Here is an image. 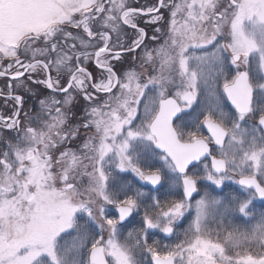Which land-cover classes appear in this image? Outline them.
I'll return each instance as SVG.
<instances>
[{
	"label": "snow or ice",
	"instance_id": "snow-or-ice-1",
	"mask_svg": "<svg viewBox=\"0 0 264 264\" xmlns=\"http://www.w3.org/2000/svg\"><path fill=\"white\" fill-rule=\"evenodd\" d=\"M164 10L167 39L148 50L137 17L156 24ZM122 26L135 33L127 46ZM138 49L147 74L119 75L112 61ZM3 60L0 77L9 82L0 95L13 110L0 115V264H143L137 255L145 252L151 264H264V212L248 232L222 236L206 228L221 208L247 223L255 219L254 198L264 199V0H157L152 7L126 0H0ZM92 60L99 79L87 66ZM65 70L66 86L60 83ZM29 82L65 96L41 99L34 116L23 113L16 89L31 90ZM70 89L95 105L81 125L95 134L74 148L67 146L79 135L67 126ZM148 158L160 166L146 173L140 161ZM200 164L202 178L218 187L239 176L235 182L247 197L220 200L206 192L193 204ZM128 170L152 186L149 192L167 183L169 190L182 187V198L164 208L145 192L128 195L120 176ZM142 206L139 233L121 240L118 226ZM193 208L183 241L149 244V230L171 235Z\"/></svg>",
	"mask_w": 264,
	"mask_h": 264
},
{
	"label": "flooded vegetation",
	"instance_id": "flooded-vegetation-1",
	"mask_svg": "<svg viewBox=\"0 0 264 264\" xmlns=\"http://www.w3.org/2000/svg\"><path fill=\"white\" fill-rule=\"evenodd\" d=\"M157 0H127V3L133 7H152L155 5ZM151 19V17H137V22L139 23L140 27H143L145 31L147 32V39L145 40V43L148 45V50L157 48L161 43H163L164 39H167V36L165 33L167 32V24L170 20V13L167 10H164V18L160 21H158L156 24L149 23L148 21ZM162 27V31L157 33L155 29L157 27ZM75 31V30H73ZM153 35H157L160 37V39L153 41L151 37ZM135 33L134 30L131 28H128L127 26H122V30L120 33V41L124 45H128L131 43L130 38H134ZM113 37L115 38V34H113ZM90 51V50H89ZM126 57V58H125ZM125 58V59H124ZM144 51L143 50H137L135 53H124L122 55L121 60L119 61H112V64L117 71L119 75L122 76V74L125 71H129L132 69H135L138 73H141V75H146L147 73L144 72V69L141 68V64L144 62ZM87 66L89 68V71L93 72V75L98 79V75H100V70L95 68V61H88ZM145 67H148V65H145ZM150 71V69H149ZM63 78L61 80L67 79V71L61 74ZM34 84H31L30 86L36 90H39V86H34ZM66 86V81L63 84ZM40 87L45 88L43 85H40ZM46 89V88H45ZM25 90H21L22 96L24 97V104H23V113H29L31 116H34L36 113L41 111L39 101L41 99L45 100H51V99H57L62 100L65 96L64 93H54L51 90H46L42 97L32 98L31 101H29L28 97L25 95ZM70 93L73 97L71 104L66 105V109L68 110V124L67 126L69 128L79 129V135L74 143H71L67 145L68 147H76L80 144H82V138L86 137V134L90 132L91 134H95V128L93 127L90 130H86L81 127V125L85 121V117L88 111H90V108L92 106H95L94 104H91L89 101H86L83 98L82 94H77L75 91L70 89ZM152 94V93H150ZM104 94H100V96H103ZM53 96V97H52ZM225 111H229L231 109V106L228 104V102L225 100L223 102ZM22 113V119L26 118L23 116ZM202 119V117H201ZM205 134L206 133H203ZM90 135V136H93ZM58 155V152H57ZM204 163H207L209 166L211 164V159L204 161ZM140 166L143 171L146 173L149 171H154L156 167H159L160 164L153 165L151 163V158L148 159H141ZM200 168V176L201 179H198L197 182V189L198 192L193 194L192 203L195 204L196 200H199L204 194L207 192L209 197H215L220 200H224L225 197L233 196V197H239L240 199H245L248 195L246 191L240 188V186L235 182L239 179V176L234 175L231 180H225L224 185L221 187L212 185L210 181H207L203 179L204 176L203 172V164L199 165ZM115 175V173H113ZM120 176L122 177L123 181L127 184V186L130 188V191H128V195H135V192L137 190L145 192L151 196L156 197L159 199L160 204L162 207L167 208L169 204L171 203V200H179L182 198V187H172L171 190H169V185L166 183L165 187L160 188L159 191L152 189L151 192H149V189L152 187L151 185L146 184V182L141 181L135 173H132L130 170L128 172L120 173ZM243 193V195H241ZM144 199V198H142ZM150 204L151 201H148ZM111 206V205H108ZM225 206L230 207L227 205V202L225 201ZM252 209L251 215L255 217V219H249L245 218L249 222L245 223L241 220L236 219L237 216H239V213L232 211V212H226L225 209L221 208L219 211L213 216L210 215L208 220L206 221V228L210 230L212 233L219 232L222 236L226 235L228 231L239 230L240 232H248L252 228H254L257 223L260 220L261 213L264 208V199L260 198L258 195L254 198L252 205L250 206ZM113 211L115 213L116 218H118V213L115 211V206H113ZM141 212L145 211V208L142 206L140 208ZM135 213H133V216L126 220L125 227L130 225V222L132 221ZM185 217L187 219L181 218L176 222V224L173 226L174 231L171 235H165L161 233L159 230H154V233H151L152 237L150 240H148L149 244H152L153 239L157 240L159 242V245L161 248H163L165 245L169 247H174L177 243H180L185 239V233L188 230L189 224L191 223V220L195 217V209H190L185 212ZM142 219V218H141ZM127 237V234L120 232V239L123 240ZM147 257L149 258V262L151 264V257L149 254H147Z\"/></svg>",
	"mask_w": 264,
	"mask_h": 264
},
{
	"label": "rangeland",
	"instance_id": "rangeland-1",
	"mask_svg": "<svg viewBox=\"0 0 264 264\" xmlns=\"http://www.w3.org/2000/svg\"><path fill=\"white\" fill-rule=\"evenodd\" d=\"M126 2H127V0H126ZM90 51H93L94 49H89ZM197 54H199V53H197ZM126 58V57H125ZM124 58V59H125ZM8 63V61L7 60H3V61H0V65H4V64H7ZM65 72H66V70H65ZM126 72V71H125ZM34 76H35V78H37V79H40V78H43L42 77V75H40V76H37L36 74H33ZM52 75H53V77L54 78H56V72L53 70V72H52ZM122 76H123V74H122ZM100 78V75H98V79ZM65 81H66V79H64L63 81L62 80H60V83H61V85H63L64 83H65ZM8 82L9 81H7L6 79H4L3 77H0V92L1 93H6V91H7V88H6V85L8 84ZM29 84L31 85L32 83L31 82H29ZM34 86H40V85H36V84H34L33 85V87ZM30 89L32 90L33 88L30 86ZM31 90H28V89H26V91H25V94L26 95H29V91H31ZM34 91H37L36 89H35V87H34ZM53 97V96H52ZM0 105H1V100H0ZM12 105H13V102L11 101L10 103H8L6 106H7V108H8V110L5 112V113H3L2 112V110H0V114L1 115H6V116H8V115H10L11 114V112H12V110H13V108H12ZM5 135H6V133H5ZM90 135H93V134H91L90 132H88L87 134H86V137H88V136H90ZM151 163L153 164V165H156V164H160V162L158 161V160H156V159H151ZM128 172V171H127ZM174 201H176V200H174ZM174 201H172L171 200V203L172 202H174ZM113 206L114 205H111V206H107V209L110 211V214H111V216H112V218H116V216H115V213H114V211H113ZM262 212H264V208H263V211ZM143 214H144V212H141V211H138L137 213H135V215H134V217H133V219H132V221L130 222V225L129 226H127V228H120L119 226H118V228H119V231L121 232V233H126V234H128V232H133L134 234H136V233H139V231H140V229H141V227H142V224H141V218L143 217ZM233 228V230L232 231H234V228L235 227H232ZM150 232H152V233H154V230H150ZM149 232V237H148V240H150L152 237H150V236H152L151 235V233ZM104 236H105V239L107 238V236H108V233H107V231H105L104 232ZM154 240V239H153ZM159 247H161L160 245H158ZM137 259H142L143 260V264H150V262H149V258L147 257V255L145 254V253H143V254H138L137 255Z\"/></svg>",
	"mask_w": 264,
	"mask_h": 264
},
{
	"label": "trees",
	"instance_id": "trees-1",
	"mask_svg": "<svg viewBox=\"0 0 264 264\" xmlns=\"http://www.w3.org/2000/svg\"><path fill=\"white\" fill-rule=\"evenodd\" d=\"M40 91H42V90L40 89ZM16 92H17L18 94H22L20 89H16ZM37 96H39V95H37ZM0 100H1L0 110H2L3 113H5V112L8 110V108H7L6 105H7L8 103H10V101H7V102H6V100L3 99V98H1V97H0Z\"/></svg>",
	"mask_w": 264,
	"mask_h": 264
}]
</instances>
